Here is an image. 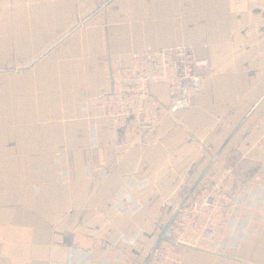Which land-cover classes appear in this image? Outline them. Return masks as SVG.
I'll return each mask as SVG.
<instances>
[{
  "label": "crops",
  "instance_id": "obj_1",
  "mask_svg": "<svg viewBox=\"0 0 264 264\" xmlns=\"http://www.w3.org/2000/svg\"><path fill=\"white\" fill-rule=\"evenodd\" d=\"M179 43L201 92L153 85L152 132L106 117L111 71ZM197 182L233 247L178 264H264V0H0V264H143Z\"/></svg>",
  "mask_w": 264,
  "mask_h": 264
},
{
  "label": "built area",
  "instance_id": "obj_2",
  "mask_svg": "<svg viewBox=\"0 0 264 264\" xmlns=\"http://www.w3.org/2000/svg\"><path fill=\"white\" fill-rule=\"evenodd\" d=\"M131 58L130 65L116 67L110 74L111 87L103 106L106 117L114 123H131L138 132L154 131L167 108H150L149 102L158 105L157 97L151 93L155 84L167 85L170 106L202 90L199 70L208 67V60L191 45L149 46L133 50ZM223 197L222 193L205 190L188 199L173 222L172 236L156 246L147 264H178L180 250L185 246L217 252L233 247L232 242L215 240L214 227L223 222L225 214Z\"/></svg>",
  "mask_w": 264,
  "mask_h": 264
},
{
  "label": "water",
  "instance_id": "obj_3",
  "mask_svg": "<svg viewBox=\"0 0 264 264\" xmlns=\"http://www.w3.org/2000/svg\"><path fill=\"white\" fill-rule=\"evenodd\" d=\"M186 106V101H178L175 104V108H181V107H185ZM227 142V141H226ZM221 151V150H220ZM219 151V152H220ZM218 152V154H219ZM218 154L216 155L215 159L217 158ZM199 182H197L196 184L193 185V187L188 191L187 195L185 196V198L183 199V201L181 202V204L179 205L178 209L176 210V212L174 213L173 217L171 218V220L169 221L167 227L165 228L164 232L162 233L161 237L159 238L158 242L155 244V246L153 247L152 251L156 248V246L163 240H167L172 236V225L173 222L175 220V218L177 217L180 208L183 206V204L189 199V197L191 196V194L193 193V191L195 190V188L197 187ZM151 251V253H152ZM151 253L148 255V257L145 259V261L143 262V264H147L150 260L151 257Z\"/></svg>",
  "mask_w": 264,
  "mask_h": 264
},
{
  "label": "rangeland",
  "instance_id": "obj_4",
  "mask_svg": "<svg viewBox=\"0 0 264 264\" xmlns=\"http://www.w3.org/2000/svg\"><path fill=\"white\" fill-rule=\"evenodd\" d=\"M178 209V208H177Z\"/></svg>",
  "mask_w": 264,
  "mask_h": 264
}]
</instances>
